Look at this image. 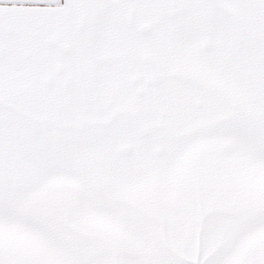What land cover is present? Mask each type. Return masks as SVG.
I'll list each match as a JSON object with an SVG mask.
<instances>
[{
  "label": "snow or ice",
  "instance_id": "obj_1",
  "mask_svg": "<svg viewBox=\"0 0 264 264\" xmlns=\"http://www.w3.org/2000/svg\"><path fill=\"white\" fill-rule=\"evenodd\" d=\"M0 264H264V0H0Z\"/></svg>",
  "mask_w": 264,
  "mask_h": 264
}]
</instances>
